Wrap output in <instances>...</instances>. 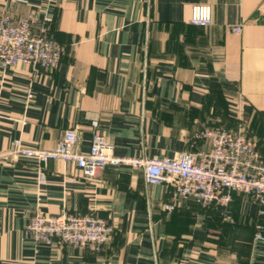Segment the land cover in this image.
Returning <instances> with one entry per match:
<instances>
[{
	"label": "crops",
	"instance_id": "obj_1",
	"mask_svg": "<svg viewBox=\"0 0 264 264\" xmlns=\"http://www.w3.org/2000/svg\"><path fill=\"white\" fill-rule=\"evenodd\" d=\"M196 3L212 6L211 25L190 22ZM3 12L46 21L66 50L29 101L30 68L0 66V264H264V205L251 194L233 193L228 218L193 199L167 210L171 187L141 168L87 179L50 160L41 178L13 154L76 128L81 151L98 132L118 156L175 157L208 149L197 134L223 126L264 158V0H0ZM63 209L107 219L110 239L94 250L26 238L36 211Z\"/></svg>",
	"mask_w": 264,
	"mask_h": 264
},
{
	"label": "built area",
	"instance_id": "obj_2",
	"mask_svg": "<svg viewBox=\"0 0 264 264\" xmlns=\"http://www.w3.org/2000/svg\"><path fill=\"white\" fill-rule=\"evenodd\" d=\"M190 22L211 25L212 6L194 4ZM235 30L240 31V27ZM65 50L46 21L0 13V66L9 68L20 63L30 68L28 101L33 97V80L43 71L56 70ZM93 125L96 127L97 122ZM196 137L209 139L210 147L198 152L185 150L175 157H125L116 155L113 144L98 132H94L88 151L79 150V132L69 128L52 149L23 147L17 143L13 154L35 159L41 165V178L44 177L42 165L50 160L74 163L87 179L95 178L107 166L141 168L148 184L171 187V200L164 204L167 210H174L182 199H193L228 218L234 192L251 194L264 205V158L257 151L255 141L241 129L223 126H207ZM113 230V225L103 217L67 209L57 214L38 210L24 229L26 238L35 243L94 250L107 243ZM257 237L262 236L258 233Z\"/></svg>",
	"mask_w": 264,
	"mask_h": 264
},
{
	"label": "trees",
	"instance_id": "obj_3",
	"mask_svg": "<svg viewBox=\"0 0 264 264\" xmlns=\"http://www.w3.org/2000/svg\"><path fill=\"white\" fill-rule=\"evenodd\" d=\"M199 26V25H198ZM202 27H204V26H202Z\"/></svg>",
	"mask_w": 264,
	"mask_h": 264
}]
</instances>
